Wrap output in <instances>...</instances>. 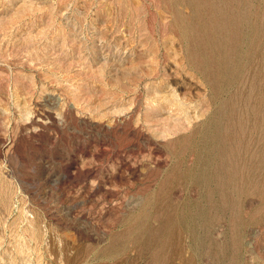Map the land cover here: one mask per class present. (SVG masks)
Instances as JSON below:
<instances>
[{
    "label": "rangeland",
    "instance_id": "obj_1",
    "mask_svg": "<svg viewBox=\"0 0 264 264\" xmlns=\"http://www.w3.org/2000/svg\"><path fill=\"white\" fill-rule=\"evenodd\" d=\"M246 1L0 0V264H264V55L175 178L219 108L185 58Z\"/></svg>",
    "mask_w": 264,
    "mask_h": 264
},
{
    "label": "bare ground",
    "instance_id": "obj_2",
    "mask_svg": "<svg viewBox=\"0 0 264 264\" xmlns=\"http://www.w3.org/2000/svg\"><path fill=\"white\" fill-rule=\"evenodd\" d=\"M241 4L231 21L232 32L230 34L210 39L205 44V50L198 56L188 55L185 58L187 65L194 70L195 74L200 77L201 83L208 88L206 92L208 103H219V108L212 111L210 117L202 124L201 129L191 130L187 134L191 142L185 149L194 156L193 164L184 167L186 151L176 155L175 178L189 180L199 187L208 183V175L212 171L213 160L211 155L207 154L211 153L213 149L211 145H215L220 134L221 106L226 102L227 95L240 89L245 78L252 76L255 68L258 70L260 64L257 59L260 55H264V16L259 15V6L254 0H248ZM231 37L232 49H223ZM255 74L254 78L261 75L260 71L258 74L256 71ZM256 87L254 85V88ZM190 93L185 92L183 96L187 97ZM175 96L176 99L173 100L175 107L172 110L182 113L185 110L181 108V104L186 102L182 100V94L179 97L180 94L175 93ZM197 140L198 144H202V147L198 149L196 148L198 145L194 144ZM205 156L210 159H205Z\"/></svg>",
    "mask_w": 264,
    "mask_h": 264
}]
</instances>
